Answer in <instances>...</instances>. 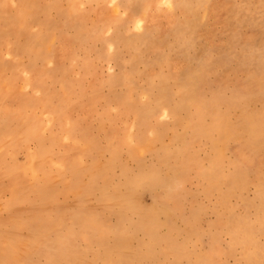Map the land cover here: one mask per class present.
I'll list each match as a JSON object with an SVG mask.
<instances>
[{"label":"rangeland","instance_id":"374dc122","mask_svg":"<svg viewBox=\"0 0 264 264\" xmlns=\"http://www.w3.org/2000/svg\"><path fill=\"white\" fill-rule=\"evenodd\" d=\"M29 2L0 0V264H264V0Z\"/></svg>","mask_w":264,"mask_h":264},{"label":"bare ground","instance_id":"6f19581e","mask_svg":"<svg viewBox=\"0 0 264 264\" xmlns=\"http://www.w3.org/2000/svg\"><path fill=\"white\" fill-rule=\"evenodd\" d=\"M19 1H22L24 4H25V6H27V4H29V3H31V2H29V0H19ZM74 1V0H73ZM5 2H7V1H5ZM10 2V1H9ZM79 2V1H78ZM32 4V3H31ZM5 5V4H4ZM7 5V4H6ZM5 5V6H6ZM15 5V4H14ZM19 5H21V2H20V4ZM8 6H9V3H8ZM31 6V5H30ZM6 8H7V6H6ZM6 8H4V9H6ZM10 8V7H9ZM1 11H3V10H1ZM26 10L25 9H23L22 10V14L23 15H26ZM58 14V13H57ZM4 15V14H3ZM1 16V15H0ZM5 17H7V16H5ZM4 20V19H3ZM3 20H0V22L2 21L3 22ZM11 20V19H10ZM5 21V20H4ZM10 23V22H9ZM13 23V22H12ZM43 24V23H42ZM14 25V24H13ZM30 26H32V25H30ZM29 27V26H28ZM44 27V26H43ZM9 28V27H8ZM7 28V29H8ZM14 28H16V27H14ZM12 30H13V27L11 28ZM17 29V28H16ZM12 30H10V31H12ZM21 30V29H20ZM47 30V29H46ZM21 32V31H20ZM25 33H27L26 31H24ZM13 33H14V31H13ZM8 34H9V31H8ZM3 35H5V34H3ZM3 38V37H2ZM34 38V37H33ZM44 37H43V35L40 37V40H42ZM142 39V41L144 42L145 40L144 39H146V37L145 38H141ZM46 40V39H45ZM28 41V40H27ZM16 44H18V43H16ZM12 47V46H11ZM29 47V46H28ZM8 49V48H7ZM6 49V50H7ZM33 51H35V50H33ZM17 53V52H16ZM16 55V54H15ZM20 55V54H19ZM14 56V55H13ZM43 56V55H42ZM41 56V57H42ZM38 58H40V56L38 57ZM207 58V57H206ZM16 59V58H15ZM33 60V59H32ZM42 60V59H41ZM40 60V61H41ZM36 61H38V60H36ZM14 62V61H13ZM18 63V62H17ZM31 63V62H30ZM19 64V63H18ZM3 65V64H2ZM24 65V64H23ZM38 65V64H37ZM17 66V65H16ZM15 67V66H14ZM26 67V66H25ZM6 68H8V67H6ZM201 68V67H200ZM199 68V69H200ZM27 69V68H26ZM33 69V68H32ZM37 69V68H36ZM43 69V68H42ZM15 70V69H14ZM40 71V70H39ZM54 71V70H53ZM59 71V70H58ZM193 71V70H192ZM16 72V71H15ZM52 72V71H51ZM9 73V72H8ZM25 73V72H24ZM49 73H50V71H49ZM1 74V73H0ZM11 74V73H10ZM259 74V73H258ZM24 75V74H23ZM185 75V74H184ZM189 75H192V74H189ZM31 76V75H30ZM42 76V75H41ZM57 76V75H56ZM4 77V76H3ZM183 78V77H182ZM189 78H192V77H189ZM37 79V78H36ZM53 79V78H52ZM54 80V79H53ZM55 80H56V78H55ZM1 81V80H0ZM26 81H28L27 79H26ZM190 81V80H189ZM188 81V82H189ZM193 81V80H192ZM195 81V80H194ZM193 81V82H194ZM202 81V80H201ZM8 82V81H7ZM34 83V82H33ZM186 83V82H185ZM197 83V82H196ZM7 84V83H6ZM12 84V83H11ZM35 84V83H34ZM49 84V83H48ZM195 84H191V86L190 85H188V90H191L190 88H192L193 86H194ZM196 85H198V84H196ZM4 86V85H3ZM17 86V85H16ZM37 86H38V84H37ZM250 86V85H249ZM3 88V87H2ZM45 88V87H44ZM45 89H47V88H45ZM195 89L197 90V87H195ZM66 90H68V89H66ZM195 90V91H196ZM1 91V90H0ZM192 91V90H191ZM71 92V91H70ZM3 93V92H2ZM1 94V93H0ZM72 93H70V95H71ZM192 94V93H191ZM6 95V94H5ZM13 95V94H12ZM60 95V94H59ZM150 95V94H149ZM10 96V95H9ZM118 96V95H117ZM166 96V95H165ZM170 96V95H169ZM197 96V95H196ZM3 97H5V96H3ZM16 97V96H15ZM77 97V96H76ZM119 97V96H118ZM117 97V98H118ZM122 97V96H121ZM189 97V96H188ZM217 97V96H216ZM112 99H114L113 97H111ZM167 98V97H166ZM166 98H164V97H158L157 99H156V106L155 107H157L158 106V109L160 108V110H162V112L165 114V115H167V116H169V115H175L176 113H177V108H178V106L176 107V106H170V104H168V102H166L167 100H166ZM194 98V97H193ZM44 99V98H43ZM91 99V98H90ZM105 99V98H104ZM116 99V98H115ZM121 99V98H120ZM170 99V98H169ZM67 100V99H66ZM117 100V99H116ZM180 100V99H179ZM185 100V99H184ZM196 100V99H195ZM198 100H199V98H198ZM80 101V100H79ZM96 101H98V100H96ZM95 101V102H96ZM108 101V100H107ZM217 101V100H216ZM74 102V101H73ZM120 102V101H119ZM131 102V101H130ZM171 102V101H170ZM188 102V101H187ZM198 102V101H197ZM0 103H1V101H0ZM97 103V102H96ZM118 103V102H117ZM133 103V102H132ZM151 103V102H150ZM191 103V102H190ZM219 103V102H218ZM4 103H3V101H2V103H1V107H2V109H3V105ZM36 104V103H35ZM106 104H107V102H106ZM110 104V103H109ZM116 104V103H115ZM198 104V107H199V115L201 116V119H202V117L207 113V114H210L211 112H214L216 109V104L217 103H215L214 101H211V102H209V101H202V102H200V103H197ZM133 105V104H132ZM148 105V104H147ZM182 105H183V103H182ZM10 106V105H9ZM129 106V105H128ZM181 106V105H180ZM179 106V107H180ZM1 107H0V110H1ZM7 107V106H6ZM50 107V106H49ZM107 107V106H106ZM120 107V106H119ZM123 107V106H122ZM127 107V106H126ZM184 106H182L181 108H183ZM14 108V107H13ZM19 108V107H18ZM36 108V107H35ZM67 108V107H66ZM5 109V108H4ZM49 109V108H48ZM47 109V110H48ZM179 109V108H178ZM188 109V108H187ZM44 110H45V107H44ZM118 110V109H117ZM142 110V109H141ZM144 110V109H143ZM184 111H185V108L183 109ZM3 111H5V110H3ZM9 111V110H8ZM57 111H59V110H57ZM56 111V112H57ZM122 111V110H121ZM120 111V112H121ZM150 111H152V110H150ZM197 111V110H196ZM217 111V110H216ZM227 111V110H226ZM249 112V111H248ZM2 113V112H1ZM0 113V117H1V119L3 120V115L5 116V115H7L6 113H2L1 114ZM22 113V112H21ZM24 113V112H23ZM64 113V112H63ZM179 113V112H178ZM184 113V112H183ZM220 113V112H219ZM227 113V112H226ZM123 114V113H122ZM188 114V113H187ZM195 114V113H194ZM225 114V113H224ZM244 114H246V113H244ZM244 114L242 113V116L241 117H239L238 119H237V121L234 123V124H232V125H230V126H227L226 125V117L224 116V115H222V114H220V115H218V116H214V115H216V114H214V115H212L213 116V118L211 117V116H209V117H211V119H213L212 120V124H211V130H215V131H218L219 132V134L221 135L220 137H221V140L223 141V140H227L228 138H233V139H235V137H236V139H238V140H241L242 139V137H243V134L245 133V134H251L252 135V130H251V128L249 127V123H250V121H249V119H248V117H245L244 116ZM197 115V114H196ZM249 115V114H248ZM19 116V115H18ZM65 116H67V115H65ZM86 116V115H85ZM191 116V115H190ZM193 116V115H192ZM191 116V117H192ZM62 117V116H61ZM143 117H144V115H143ZM172 117H174V116H171V118ZM177 117V116H176ZM189 117V116H188ZM206 117V116H205ZM205 117H204V119H205ZM209 117H208V119H209ZM22 118V117H21ZM185 118V117H184ZM196 118V117H195ZM252 118V117H251ZM250 118V120H252ZM17 119V118H16ZM19 119V118H18ZM55 119V118H54ZM53 119V120H54ZM198 119V118H197ZM1 120V121H2ZM183 120V119H182ZM196 120V119H195ZM194 120V121H195ZM206 120V119H205ZM39 121H40V119H39ZM43 121V120H42ZM138 121V120H137ZM180 121V120H179ZM7 122V121H6ZM18 122V121H17ZM71 122V121H70ZM181 122V121H180ZM184 122V121H183ZM199 122V121H198ZM206 122H207V120H206ZM230 122V121H229ZM65 123H66V121H65ZM64 123V124H65ZM145 123V122H144ZM143 123V124H144ZM155 123V122H154ZM187 123V122H186ZM201 122H199L198 124H200ZM62 124V123H61ZM72 124V123H71ZM138 124V123H137ZM136 124V125H137ZM164 124V123H163ZM175 124V123H174ZM191 124V123H190ZM196 124V123H195ZM197 124V125H198ZM202 124V123H201ZM139 125V124H138ZM142 125V124H141ZM159 125V124H158ZM186 125V124H185ZM142 126H144V125H142ZM176 126V125H175ZM196 126V125H195ZM2 127V126H1ZM4 127V126H3ZM22 127V126H21ZM31 127V126H30ZM50 127V126H49ZM63 127V126H62ZM186 127V126H185ZM192 127V126H191ZM199 127V126H198ZM197 127V128H198ZM204 127V126H203ZM207 127H209V125H207ZM5 128V127H4ZM24 128H26V127H24ZM187 128V127H186ZM190 128V127H189ZM205 128V127H204ZM69 129V128H68ZM200 130H198V131H200L201 132V128H199ZM23 130V129H22ZM163 130V129H162ZM204 130V129H203ZM202 130V131H203ZM209 130V129H208ZM2 131V130H1ZM190 131V130H189ZM198 131H197V133L196 134H198ZM3 132V131H2ZM19 132V131H18ZM26 132V131H25ZM29 132V131H28ZM27 132V133H28ZM205 132H208V131H204V133ZM213 133H214V131H212ZM26 133V134H27ZM41 133V132H40ZM156 133V132H155ZM194 133V132H193ZM207 134V133H206ZM212 133H210V135H211ZM8 135V134H7ZM176 135V134H175ZM185 136H187V134H184ZM193 135V134H192ZM204 135V134H203ZM250 135V136H251ZM2 136V135H1ZM33 136V135H32ZM177 136V135H176ZM184 136V137H185ZM195 136V135H194ZM110 137V136H109ZM160 137H162V136H160ZM178 137V136H177ZM206 137V136H205ZM249 137V136H248ZM18 138V137H17ZM50 138V137H49ZM55 138V137H54ZM75 138V137H74ZM180 138V137H179ZM182 138V137H181ZM187 138V137H186ZM189 138H191V137H189ZM200 138H201V136H200ZM216 138V137H215ZM218 138V137H217ZM5 139V138H4ZM135 139V138H134ZM158 139H159V137H158ZM175 139V138H174ZM192 139V138H191ZM203 139V138H202ZM210 139V138H209ZM81 140V139H80ZM110 140H113V139H110ZM189 140V139H188ZM198 140V139H197ZM214 140V139H213ZM248 140V139H247ZM187 141V140H186ZM229 141V140H228ZM47 142V141H46ZM48 142H49V140H48ZM145 142V141H144ZM181 142V141H180ZM204 142V141H203ZM203 142H201V143H203ZM213 142V141H212ZM224 142H226V141H224ZM185 143V142H184ZM187 143V142H186ZM185 143V144H186ZM189 143V142H188ZM218 143H219V141H218ZM222 143V142H221ZM240 143V142H239ZM245 143H246V141H245ZM29 144V143H28ZM37 144V143H36ZM170 144V143H169ZM179 144V143H178ZM184 144V145H185ZM190 144V143H189ZM198 144V143H197ZM209 144V143H208ZM220 144V143H219ZM227 144V143H226ZM5 145V144H4ZM3 145V146H4ZM46 145V144H45ZM76 145V144H75ZM188 145V144H187ZM221 145V144H220ZM242 145L243 144H241L240 145V147H242ZM247 145V144H246ZM25 146V145H24ZM49 146V145H48ZM128 146V145H127ZM169 146H171V144L169 145ZM201 146V145H200ZM224 146V145H223ZM244 146V145H243ZM5 147V146H4ZM80 147V146H79ZM110 147V146H109ZM174 147V146H173ZM194 147H196V146H194ZM206 147V146H205ZM213 147H214V144H213ZM220 147V146H219ZM246 147V146H245ZM258 147V146H257ZM28 148V147H27ZM89 148V147H88ZM171 148V147H170ZM191 148V147H190ZM1 149H3V148H0V150ZM115 149V148H114ZM193 149V148H192ZM214 149H215V147H214ZM241 149V148H240ZM247 149H248V147H247ZM252 148H250V150H251ZM8 150V149H7ZM44 150H45V148H44ZM168 150V149H167ZM166 149H165V151H167ZM179 150V149H178ZM184 149L182 148V152L181 153H183L184 151H183ZM253 153H252V155H254L255 157H256V154H257V152H256V150L253 148ZM50 151V150H49ZM188 151V150H187ZM205 151V150H204ZM8 152V151H7ZM30 152V151H29ZM70 152H71V150H70ZM178 152H180V151H178ZM186 152V151H185ZM192 152V151H191ZM117 153H119V152H117ZM195 153V152H194ZM193 153V154H194ZM29 154V153H28ZM132 154V153H131ZM157 154V153H156ZM184 154V153H183ZM191 154V153H190ZM207 154V153H206ZM242 154V153H241ZM217 155V154H216ZM83 156V155H82ZM158 156V155H157ZM210 156V155H209ZM218 156L220 157V154L218 153ZM42 157V156H41ZM182 157H183V155H182ZM200 157V156H199ZM204 157V156H203ZM28 158V157H27ZM78 158V157H77ZM175 158V157H174ZM221 158H223V157H221ZM44 159V158H43ZM184 159V158H183ZM193 159H195V158H193ZM214 159V158H213ZM78 160V159H77ZM215 160V159H214ZM216 160H217V158H216ZM220 160V159H219ZM63 161V160H62ZM191 161V160H190ZM220 161H223V160H220ZM212 162V161H211ZM210 162V163H211ZM142 163V162H141ZM140 163V164H141ZM199 163V162H198ZM201 163H202V161H201ZM27 164V163H26ZM49 164V163H48ZM63 164V163H62ZM74 164V163H73ZM80 164H81V162H80ZM169 164V163H168ZM167 164V165H168ZM174 164V163H173ZM176 164V163H175ZM214 164V163H213ZM215 164H216V162H215ZM218 164V163H217ZM109 165V164H108ZM153 165H155V164H153ZM181 165H182V163H181ZM191 165V164H190ZM241 165V164H240ZM239 165V166H240ZM24 166V165H23ZM39 166H41V165H39ZM45 166V165H44ZM51 166V165H50ZM126 166V165H125ZM152 166V165H151ZM184 166H185V164H184ZM196 166H197V164H196ZM212 166V165H211ZM225 166V165H224ZM141 167V166H140ZM176 167V166H175ZM180 167V166H179ZM46 168V167H45ZM65 168V167H64ZM103 168H104V166H103ZM128 168V167H127ZM183 168V167H182ZM186 168V167H185ZM190 168V167H189ZM221 168H223V167H221ZM240 168V167H239ZM17 169V168H16ZM28 169V168H27ZM119 169V168H118ZM146 169H148V168H146ZM155 169V168H154ZM170 170H171V168H169ZM173 169V171H175V174H176V172L178 171V170H175L174 168H172ZM179 169V168H178ZM188 169V168H187ZM186 169V170H187ZM207 169V168H206ZM213 169V168H212ZM216 169V168H215ZM20 170V169H19ZM144 170V169H143ZM229 170V169H228ZM61 171V170H60ZM75 171V170H74ZM89 171V170H88ZM127 171V170H126ZM141 171V170H140ZM180 171V170H179ZM189 171L190 170H187V172L189 173ZM235 173H232V175L231 176H229V175H227L226 177H228L229 176V178H230V181L233 183V182H235L239 177H240V175H242V174H240V173H238V171L235 169ZM73 172V171H72ZM71 172V173H72ZM97 172V171H96ZM99 172V171H98ZM146 172V171H145ZM150 172V171H149ZM148 172V173H149ZM171 172V171H170ZM184 172V171H183ZM215 172V171H214ZM90 173V172H89ZM102 173V172H101ZM100 173V174H101ZM108 173V172H107ZM127 173V172H126ZM203 173H205V172H203ZM211 173H213V172H211ZM8 174V173H7ZM155 174V173H154ZM161 174V173H160ZM187 174V173H186ZM202 174V173H201ZM208 174V173H207ZM247 174V173H246ZM67 175V174H66ZM89 175V174H88ZM139 175H140V173H139ZM143 175V174H142ZM141 175V176H142ZM151 175H153V174H151ZM198 176H200L199 174H197ZM209 175H210V173H209ZM244 175V174H243ZM61 176V175H60ZM125 176V175H124ZM135 176H138V175H135ZM135 176H133V177H135ZM155 176V175H154ZM153 176V178L155 179V177ZM189 176V175H188ZM214 177L216 176V175H213ZM213 176H211V177H213ZM217 176H218V174H217ZM217 176H216V178H217ZM220 176H221V174H220ZM94 177V176H93ZM143 177V176H142ZM145 177V176H144ZM165 177V176H164ZM180 177V176H179ZM242 177V176H241ZM19 178H20V176H19ZM18 178V179H19ZM50 178H53V176L52 177H50ZM91 178V177H90ZM118 178V177H117ZM184 178V177H183ZM207 178V177H206ZM28 179V178H27ZM71 179V178H70ZM131 179V178H130ZM202 179V178H201ZM36 180V179H35ZM43 180H45V179H43ZM53 179H51V181H52ZM61 180V179H60ZM94 180V179H93ZM102 180V179H101ZM156 180H157V178H156ZM180 180V179H179ZM210 180V179H209ZM219 180H220V178H219ZM226 180V179H225ZM105 181V180H104ZM120 181H121V179H120ZM149 181H150V179H149ZM149 181H148V183H149ZM153 180L151 179V181L150 182H152ZM168 181V180H167ZM203 181V180H202ZM20 182V181H19ZM27 182H29V181H27ZM67 182V181H66ZM170 182V181H169ZM172 182V181H171ZM170 182V184H172ZM203 182H205V181H203ZM212 182V181H211ZM34 183V182H33ZM103 183V182H102ZM106 183V182H105ZM152 183H155L154 181L152 182ZM222 183H223V180H222ZM236 183V182H235ZM27 184V183H26ZM113 184V183H112ZM182 184V183H181ZM227 184V183H226ZM48 185H51V184H48ZM47 185V186H48ZM64 185V184H63ZM118 185V184H117ZM126 185V184H125ZM166 185V184H165ZM212 186H211V188H213L212 190H216L217 192H219V187H218V184L216 183V184H211ZM234 185V184H233ZM45 186V185H44ZM54 186V185H53ZM104 186V185H103ZM102 186V187H103ZM112 186V185H111ZM136 186V185H135ZM172 186H173V184H172ZM226 186V185H225ZM232 186V185H231ZM236 186H238V183H237V185ZM236 186H235V188H236ZM23 187V186H22ZM27 187V186H26ZM90 187V186H89ZM123 187V186H122ZM129 187H132V186H129ZM161 187V186H160ZM24 188V187H23ZM112 188V187H111ZM154 188H155V186H154ZM205 188V187H204ZM228 188V187H227ZM48 189H49V187H48ZM101 189V188H100ZM109 189V188H108ZM128 189V188H127ZM33 190V189H32ZM35 190V189H34ZM57 190V189H56ZM103 190V189H102ZM106 190V189H105ZM140 190V189H139ZM211 190V189H210ZM229 190H231L230 188H229ZM18 191V189L16 190V193H15V195L18 193L17 192ZM52 191H54V189L52 190ZM58 191V190H57ZM64 191V190H63ZM121 191V190H120ZM12 192V191H11ZM205 192H207V191H205ZM220 193V192H219ZM14 194V193H13ZM27 194H29V193H27ZM26 194V195H27ZM40 194V193H39ZM46 194H48V193H46ZM96 194V193H95ZM25 195V196H26ZM107 195V194H106ZM116 195H117V193H116ZM164 196V195H163ZM263 196H264V194H263ZM14 197V196H13ZM17 197V196H16ZM171 197V196H170ZM38 198V197H37ZM48 198V197H47ZM17 200V199H16ZM16 200H15V202H16ZM49 200V199H48ZM53 200V199H52ZM161 200V199H160ZM169 200V199H168ZM21 201V200H20ZM36 201V200H35ZM38 201V200H37ZM44 201V200H43ZM42 201V202H43ZM157 201V200H156ZM171 201V200H170ZM10 202V201H9ZM42 202H41V204L40 205H42ZM36 203V202H35ZM51 203V202H50ZM161 203V202H160ZM172 203V202H171ZM14 204V203H13ZM12 204V205H13ZM44 204H47V203H44ZM155 204H157V203H155ZM174 204V203H173ZM176 204V203H175ZM231 204V203H230ZM17 205V204H16ZM27 205H29V204H27ZM53 205V204H52ZM15 206V205H14ZM159 206V205H158ZM161 206H162V203H161ZM175 206V205H174ZM157 207V206H156ZM165 207V206H164ZM49 208V207H48ZM53 208V207H52ZM162 208V207H161ZM199 208V207H198ZM89 209V208H88ZM152 209V208H151ZM166 209V208H165ZM50 210V209H49ZM133 210V209H132ZM153 210V209H152ZM121 211V210H120ZM154 211H156V210H154ZM194 211V210H193ZM134 212V211H133ZM54 213H56L55 211H54ZM77 213V212H76ZM150 213V212H149ZM148 213V214H149ZM154 213V212H153ZM173 213V212H172ZM57 214V213H56ZM78 214V213H77ZM88 214V213H87ZM126 214V213H125ZM98 215V214H97ZM193 215H195V214H193ZM27 216V215H26ZM89 216H91V214H89ZM152 216V215H151ZM36 217V216H35ZM64 217H66V216H64ZM75 217H76V215H75ZM79 217V216H78ZM102 217H103V215H102ZM193 217V216H192ZM32 218V217H31ZM54 218V217H53ZM83 218V217H82ZM165 218V217H164ZM37 218H35V220H36ZM65 219V218H64ZM103 219V218H102ZM167 219V218H166ZM165 219V220H166ZM32 220H34V219H32ZM47 220H49V219H47ZM105 220V219H104ZM103 220V221H104ZM157 220H159V219H157ZM26 221V220H25ZM65 221V220H64ZM107 221V220H106ZM105 221V222H106ZM160 221V220H159ZM5 222V221H4ZM26 222H28V221H26ZM79 224H80V222L79 221H77ZM98 222H99V220H98ZM120 222V221H119ZM144 222V221H143ZM156 222V221H155ZM238 222V221H237ZM29 223V222H28ZM32 223H34V222H32ZM35 223H37V222H35ZM84 223V222H83ZM160 223H162V222H160ZM7 224H8V222H7ZM24 224V223H23ZM47 224V223H46ZM48 224H50V223H48ZM63 224H64V222H63ZM66 224V223H65ZM98 225H99V223H97ZM166 224H168V223H166ZM85 225V224H84ZM104 225V224H103ZM119 225V224H118ZM31 226V225H30ZM41 226H43L42 224H41ZM48 226V225H47ZM11 227H13V226H11ZM10 227V228H11ZM38 227V226H37ZM44 227V226H43ZM62 227V226H61ZM81 227H83V225L81 226ZM85 227H87V226H85ZM84 227V228H85ZM28 228V227H27ZM32 227H30V229H31ZM34 228H35V225H34ZM45 228V227H44ZM56 228V227H55ZM59 228V227H58ZM83 228V229H84ZM92 228V227H91ZM94 228H96L95 226H94ZM107 228V227H106ZM116 228V227H115ZM12 229V228H11ZM41 229V228H40ZM39 229V230H40ZM72 229V228H71ZM113 229V228H112ZM53 230V229H52ZM57 230V229H56ZM80 230V229H79ZM59 231V230H58ZM65 231V230H64ZM84 231V230H83ZM146 231H148V229L146 230ZM8 232V231H7ZM44 232H45V230H44ZM43 232V233H44ZM54 232V231H53ZM85 232V231H84ZM95 232V231H94ZM2 233V232H1ZM12 233V232H11ZM42 233V232H41ZM46 233V232H45ZM56 233V232H55ZM60 233V232H59ZM83 233V232H82ZM81 233V234H82ZM48 234V233H47ZM50 235H51V232L49 233ZM53 234V233H52ZM62 234V233H61ZM87 235H88V233H86ZM85 233H84V235H86ZM91 234V233H90ZM100 234V233H99ZM107 234V233H106ZM105 234V235H106ZM68 235V234H67ZM119 235V234H118ZM53 236H54V234H53ZM59 236V235H58ZM63 236V235H62ZM96 236V235H95ZM98 236V235H97ZM96 236V237H97ZM111 236V235H110ZM113 236V235H112ZM123 236V235H122ZM51 237H52V235H51ZM55 237V236H54ZM61 237V236H60ZM72 237V236H71ZM70 237V238H71ZM74 237V236H73ZM95 237V238H96ZM114 237V236H113ZM2 238V237H1ZM56 238V237H55ZM69 238V237H68ZM99 238V237H98ZM105 239H106V237H104ZM109 238V237H108ZM122 238V237H121ZM123 238H124V236H123ZM141 238V237H140ZM156 238V237H155ZM10 239H11V237H10ZM91 239V238H90ZM88 240V241H90L91 242V240ZM97 239V238H96ZM120 238L118 237V239L117 240H119ZM1 240V239H0ZM7 240H8V238H7ZM14 240V239H13ZM12 240V241H13ZM17 240V239H16ZM58 240H59V238L58 239H56L55 240V243H57L58 242ZM108 240V239H107ZM125 240V239H124ZM50 241V240H49ZM98 241V240H97ZM109 241V240H108ZM115 241V240H114ZM126 241V240H125ZM170 241V240H169ZM42 242V241H41ZM64 242V241H63ZM69 242V241H68ZM93 242V241H92ZM116 242H120V241H116ZM54 243V244H55ZM65 243V242H64ZM97 243V242H96ZM10 244V243H9ZM51 244V243H50ZM92 244V243H91ZM114 244H115V242H114ZM117 244H119V243H117ZM120 244H121V242H120ZM119 244V246H121ZM127 244V243H126ZM170 244V243H169ZM168 245V244H167ZM88 246H91V245H88ZM111 246V245H110ZM123 246V245H122ZM127 246V245H126ZM150 246V245H149ZM7 247H9V246H7ZM47 247V246H46ZM64 247V246H63ZM125 247V246H124ZM12 248H13V246H12ZM65 248V247H64ZM93 248V247H92ZM108 248V247H107ZM113 248V247H112ZM16 249H18V248H16ZM75 249V248H74ZM94 249V251H95V248H93ZM100 249V248H99ZM150 249H152V248H150ZM68 250H70L69 248H68ZM78 250V249H77ZM88 250H91V249H88ZM105 250H107L106 248H105ZM117 250H120V249H117ZM153 250H154V248H153ZM177 250V249H176ZM11 251V250H10ZM38 251V250H37ZM97 252H98V249L96 250ZM108 251V250H107ZM150 251V250H149ZM148 251V252H149ZM172 251V250H171ZM12 252H13V250H12ZM17 252V251H16ZM116 252V251H115ZM152 252V251H151ZM52 253V252H51ZM51 253H49V254H51ZM54 253V252H53ZM80 253V252H79ZM102 253V252H101ZM112 253V252H111ZM175 253V252H174ZM218 253V252H217ZM82 255L84 254V253H81ZM99 254V253H98ZM113 254V253H112ZM112 254H110V255H112ZM115 254V253H114ZM138 254V253H137ZM170 254V253H169ZM2 255V254H1ZM56 255V254H55ZM79 255V254H78ZM116 255V254H115ZM114 255V256H115ZM121 255V254H120ZM23 256V255H22ZM57 256V255H56ZM77 256V255H76ZM101 256V255H100ZM104 256H105V254H103V258H104ZM94 257V256H93ZM97 257V256H96ZM95 257V258H96ZM110 257V256H109ZM108 257V258H109ZM3 258V257H2ZM1 258V259H2ZM21 258V257H20ZM30 258V257H29ZM49 258V257H48ZM72 258V257H71ZM76 258V257H75ZM74 258V259H75ZM79 258V257H78ZM87 258V257H86ZM100 257H98V259H99ZM107 258V257H106ZM117 258V257H116ZM121 258V257H120ZM119 258V259H120ZM125 258V257H124ZM138 258V257H137ZM58 259V258H57ZM60 259V258H59ZM59 259H58V261H59ZM77 259V258H76ZM118 259V258H117ZM118 259V260H119ZM127 259V258H126ZM132 259V258H131ZM135 259V258H134ZM23 260V259H22ZM52 260V259H51ZM73 260V259H72ZM93 260V259H92ZM104 260V259H103ZM111 260V259H110ZM114 260V259H113ZM117 260V261H118ZM3 261V260H2ZM9 261V260H8ZM33 261V260H32ZM31 261V262H32ZM56 261V260H55ZM98 261V260H97ZM115 261V260H114ZM142 261V260H141ZM73 262H75V260L73 261ZM95 262V261H94ZM112 262V261H111ZM128 262V261H127ZM173 262V261H172ZM2 263H4V261L2 262ZM14 263V262H13ZM60 263V262H59ZM117 263V262H116ZM124 263V262H123ZM26 264V263H25ZM54 264V263H53ZM104 264V263H103ZM121 264H122V262H121ZM141 264V263H140Z\"/></svg>","mask_w":264,"mask_h":264}]
</instances>
